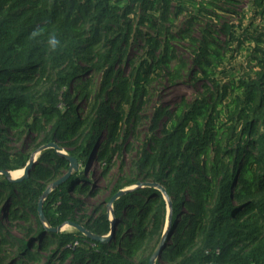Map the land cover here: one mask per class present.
<instances>
[{
	"label": "trees",
	"instance_id": "trees-1",
	"mask_svg": "<svg viewBox=\"0 0 264 264\" xmlns=\"http://www.w3.org/2000/svg\"><path fill=\"white\" fill-rule=\"evenodd\" d=\"M180 85L190 95L155 102ZM145 123L106 203L165 189L155 264H264V0H0V170L26 165L27 138L77 161L43 201L50 227L109 235L107 206L80 200L96 192L85 170L108 173ZM68 168L50 147L26 179L0 175V264H148L168 213L156 187L113 202L105 243L44 229L39 199Z\"/></svg>",
	"mask_w": 264,
	"mask_h": 264
},
{
	"label": "rangeland",
	"instance_id": "rangeland-1",
	"mask_svg": "<svg viewBox=\"0 0 264 264\" xmlns=\"http://www.w3.org/2000/svg\"><path fill=\"white\" fill-rule=\"evenodd\" d=\"M191 92L192 88L188 85L167 87L161 91L160 97L156 98L155 102H161L166 105L173 106L181 95H190ZM150 111L151 110L147 111V116L150 115ZM146 125L147 123H145V126L139 129L140 131L138 132V134H135V137L131 139L129 146L122 151L120 158H115L113 167L108 173H106L105 168L102 165H99L95 160H91L88 163V166L85 170V175L88 180L91 179L89 184H91V186L96 189V192L92 196L80 197V200L84 203L86 213H90V211H92V209H94L98 204H105L107 206L108 202L106 203V201L112 188H114L119 181H124L131 177V173L133 171L132 162L136 157V152L140 144V140L136 137H139L140 135V137L142 138L144 131L146 130ZM101 134V138L99 139L100 142H103L106 134ZM25 146L27 151L30 153V155L33 156L34 161L36 162L40 154V151L38 150L39 148L33 150L31 147V140L29 138L25 140ZM21 170L22 169L12 171H20L15 172L12 175H19V173H21ZM133 186L134 185L124 186L122 190L132 189ZM107 213L109 217H111V207H107ZM65 230L71 231L72 228L66 227ZM8 253H11V250H6L4 256L6 261L8 260Z\"/></svg>",
	"mask_w": 264,
	"mask_h": 264
},
{
	"label": "water",
	"instance_id": "water-1",
	"mask_svg": "<svg viewBox=\"0 0 264 264\" xmlns=\"http://www.w3.org/2000/svg\"><path fill=\"white\" fill-rule=\"evenodd\" d=\"M53 148L55 150V152L61 156H63L64 158H66L68 161H69V168L67 170L66 173H64L63 176H61L60 178H58L57 180L53 181L52 183H50L47 188L44 190V192L42 193L40 199H39V203H38V214H39V217H40V220L43 222L44 224V229L47 230V231H51V232H62L66 229V227H71L72 229H75L79 232H81L82 234H84L86 237L90 238L91 240H94V241H99L101 243H105L106 241H108L111 237V234L113 233V229H114V219H113V209H112V204L113 202L118 198L120 197L121 195L131 191V190H134L136 188H139V187H150V186H153V187H156L157 189H159L165 200H166V203H167V210H168V213H167V220H166V224H165V227H164V230H163V234L160 238V241L158 242L157 246L155 247V249L153 250L152 254L150 255L149 257V260H148V264H155V261L158 259V257L160 256L161 252H162V249H163V243L166 239V237L168 236V229H169V225H170V221H171V202L166 194V191L163 187H161L159 184L157 183H148V182H144V183H141V182H138L136 184H134L133 188L132 189H126V190H118L116 194H114L110 200L108 201L107 203V207L110 208L111 207V217H110V220H111V226H110V233L109 235H104V236H99V235H96L88 230H86L83 226L75 223V222H72V221H65L63 224L57 226V227H50L48 224H47V221H46V218L44 217V214H43V210H42V204H43V201L44 199L48 196V194L54 190L57 186H59L60 184H62L68 177L69 175L75 171L77 169V161L74 157L70 156L64 149H62L61 147H59L57 144L55 143H49L47 145H43L41 147H39V151L41 152L42 150L46 149V148ZM34 158L32 155H30V158L29 160L27 161L26 165L22 168V172L20 175L18 176H13L11 173L12 171H8V170H0V175H3L6 179L10 180V181H14V182H19L23 179H26L29 175V170L30 168L33 166L34 164ZM199 264H220V263H216V262H212V263H199Z\"/></svg>",
	"mask_w": 264,
	"mask_h": 264
},
{
	"label": "clouds",
	"instance_id": "clouds-1",
	"mask_svg": "<svg viewBox=\"0 0 264 264\" xmlns=\"http://www.w3.org/2000/svg\"><path fill=\"white\" fill-rule=\"evenodd\" d=\"M39 35V32L38 31H34L33 33H32V36L33 37H36V36H38ZM58 41L55 39V38H50L49 40H48V46L51 48V49H53V50H55V48L57 47V45H58Z\"/></svg>",
	"mask_w": 264,
	"mask_h": 264
},
{
	"label": "bare ground",
	"instance_id": "bare-ground-1",
	"mask_svg": "<svg viewBox=\"0 0 264 264\" xmlns=\"http://www.w3.org/2000/svg\"><path fill=\"white\" fill-rule=\"evenodd\" d=\"M22 172V171H21ZM21 173H19V175H20ZM16 176H18V175H16Z\"/></svg>",
	"mask_w": 264,
	"mask_h": 264
}]
</instances>
